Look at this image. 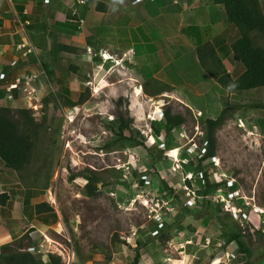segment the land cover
Returning <instances> with one entry per match:
<instances>
[{"label":"rangeland","instance_id":"rangeland-1","mask_svg":"<svg viewBox=\"0 0 264 264\" xmlns=\"http://www.w3.org/2000/svg\"><path fill=\"white\" fill-rule=\"evenodd\" d=\"M78 1L53 0L52 6L38 9L44 0H0L1 105L15 116L28 109L38 123L45 118L31 165L22 175L10 169L16 185L9 183L5 191L18 210L24 182L34 190L35 202L53 209L40 215L49 226L38 234L35 228L21 230L24 222L8 224L12 239L3 237L0 253L5 245L15 251L22 246L45 262L53 253L61 264H134L139 248L138 264H264V224L260 227L254 216L253 224L239 220L241 213L264 205V110L252 105L260 101L245 96L253 91L236 92L239 97L231 96L229 104L221 102L215 155L201 163L198 153L209 147L207 121L219 117L218 102L212 96L208 102L182 96L180 80L172 81L173 90L148 78L167 60L168 68L189 69L182 64V39L174 31L157 29L177 41L167 57L156 33L149 35L132 19L145 2L116 0L128 14L117 23L96 9L98 0H82L88 6ZM65 3L74 5L69 16L61 15L68 12L61 9ZM26 8L28 14L22 15ZM187 33L201 38L198 29ZM59 46L68 49L58 52ZM129 49L136 59L124 54ZM17 79L18 88L8 91ZM145 86L165 92L149 94ZM177 96L190 99V105ZM203 107L210 112L197 111ZM165 112L183 119L170 137L163 130ZM119 120L130 125L125 140L117 134ZM205 177L217 185L209 195L203 193ZM89 180L97 187L93 197L85 188ZM232 193L237 196L231 198ZM230 229L241 230L249 258L227 242ZM22 232L25 238L15 239Z\"/></svg>","mask_w":264,"mask_h":264},{"label":"trees","instance_id":"trees-1","mask_svg":"<svg viewBox=\"0 0 264 264\" xmlns=\"http://www.w3.org/2000/svg\"><path fill=\"white\" fill-rule=\"evenodd\" d=\"M212 2L223 9L226 22L234 25L237 30L238 38L231 45V50L234 61L241 64L244 70L236 78L229 75L224 64L219 59L214 46L210 43H201L196 47L198 61L202 69L221 88L229 92H244L264 87V47L258 45L253 37L255 33L264 34V13L262 12L259 0H212ZM88 9L87 12L89 13ZM96 9L103 11L106 9V6L97 3ZM1 25L2 21L0 20ZM190 29L193 28L191 27ZM59 49L67 50L68 48L59 46L57 51ZM44 67H46L48 74L52 73L47 69L46 65ZM229 84H236L237 87L229 90ZM144 90L148 92L146 86ZM3 97L4 95L0 94V160L6 168H10L16 174L19 173L21 175L32 163L33 154L40 142V134L44 130L45 118L40 123L36 122L28 109L20 110L19 114L15 116L10 108L1 105ZM254 108L264 109V103H256ZM223 112L224 110L221 111L219 117L215 120L207 121L209 147L206 153L200 157L201 163L215 155L214 130L219 126ZM163 118V130L166 137H170L183 124V119L179 115H171L170 112H165ZM117 122V134L120 139L125 140L124 133L130 130V125L124 120ZM155 136H160V130L156 129ZM140 144L137 143V145ZM162 155L163 152L158 157L161 158ZM205 180L207 185L203 193L209 195L215 190L217 185L210 184L207 177H205ZM85 188L89 196L93 197L96 194V184L91 183L90 180ZM8 200L9 195L7 193L0 194V208L5 206ZM51 211L53 209L48 203H40L35 206L36 215ZM232 229L226 230L227 242L235 243L239 253L246 257V259L249 258L251 251L247 243L244 242L241 230ZM3 230L4 227L0 222V232ZM21 238H25V235ZM22 249L23 247L21 246L19 250L15 251L9 245L3 246V251L0 253V264H61L62 262L61 257L53 253L48 254L49 260L45 262L42 259L36 258L30 251ZM139 259L140 253L138 248L134 264H138Z\"/></svg>","mask_w":264,"mask_h":264},{"label":"crops","instance_id":"crops-1","mask_svg":"<svg viewBox=\"0 0 264 264\" xmlns=\"http://www.w3.org/2000/svg\"><path fill=\"white\" fill-rule=\"evenodd\" d=\"M42 1L43 0H41V2ZM51 1L53 0H50L49 3L42 2L40 7L37 8L42 9L52 6ZM80 1H78V3H80ZM144 2L146 3L145 7L138 9L137 12H135V15L132 17V19L138 21V24L141 26V28L142 27L145 28L146 31L149 32V35L151 33H156V38L158 37V42L163 43L162 46L159 47V49L161 53L167 57L173 54L172 53L173 51L171 52L170 50L171 49L174 50L177 41H174L171 36L166 38L161 34H158V32L156 31L157 29L160 28H166L170 31L176 32L177 39L178 38L182 39L181 41L185 43V52H184L182 64L187 65L189 68L187 70H184L183 72H180L178 68L177 69L172 67L168 68L167 64L169 63V61L167 60L165 64L166 67H161L158 71H156L154 74H152V76L148 78L160 80L163 84L162 85L163 88H166L165 86L167 85V86H171L173 90L175 88V84L172 81L175 79L180 80L179 85L184 86L185 88V90L182 92L181 95L183 96V94H186L189 98H191L190 96L191 94L193 96V99L199 102L201 101L208 102V100L212 96V98L216 102H218L217 104L218 108L217 107L216 108L219 115L223 109L221 107L222 106L221 102L224 101L226 104H229L231 102V96L235 95L239 97L240 94L224 90L214 81V79L209 74H207L202 69L198 61V57L195 54V47H197V45L201 43L212 44L217 52L219 59L227 69V73L231 75L233 78H236L244 70L241 64L234 61L233 53L231 50V45L238 38L236 28L234 27V25L226 22L223 9L220 6L214 5L212 0H154L152 1L154 2L153 3L154 6L149 5L152 3L150 0H143L142 2L132 1L131 4L140 5ZM259 2L261 5L262 12L264 13V0H259ZM88 3L90 2L87 1L85 2L84 5H89ZM98 3H101L105 5L106 8H108L107 11L105 9L100 13L107 17L114 16V19L117 21V23L121 19L128 18V14L126 15L125 12L121 11V9L116 6V0H98ZM67 5L68 4L65 3V7L61 9L67 10L68 12L62 13L61 15L64 14L67 16L70 15V10L73 9L74 5H71L70 7H68L69 5L68 6ZM56 6L58 9H60L59 5ZM219 11H221L220 18L219 19L213 18V14ZM150 12L152 13L151 15L149 14ZM24 14H28L27 8L22 12V15ZM145 17H148L147 18L148 20H145L146 19ZM132 19H129L130 22L132 21ZM191 27L193 28L192 31L190 30ZM196 29H198V32L200 34L201 37L200 40L198 39V35H188L187 33V32L194 33ZM253 36L255 42L263 47L264 37L262 36L258 37L256 36V34H254ZM180 42H178V45L180 44ZM128 52L131 53L133 60L136 59L134 56V51L132 49L125 51L124 54H127ZM191 74H193V76H191ZM190 77L193 78L190 79ZM190 80L195 82L194 83L195 85L198 84L197 87L201 88L202 91L200 90L198 91L195 85H193L192 87L191 83H189ZM178 89L180 90L182 89V87L178 86ZM207 91L211 92L212 95L207 94ZM252 91H253L252 94L247 93V95L245 96L248 97V99L249 97L252 96L254 100H257V102L260 101L258 103H264V87L255 88L252 89ZM163 92L165 91L160 89L153 90V88L148 87L147 93L160 94ZM177 97L180 99L181 102L190 105L188 101L190 99L181 98L180 96ZM255 104L256 103L252 105ZM203 109L204 110L197 109V111H200L202 113L210 112V111H206L205 107H203ZM211 118L214 119V117ZM261 121L264 123L263 116L261 117ZM1 170L4 173L0 175V194L7 192L5 190L7 189L9 183L12 185H16V181L13 178L10 180L11 178L9 173L10 169L4 167L1 168ZM22 185H23L22 188L19 189L18 192L19 197L23 196V199L21 200L22 202L21 207L18 210H16V208H14L12 205L10 206L11 200L9 199L6 205L0 208V222L4 227V230L0 232V242L4 240L3 237H6L7 238L6 240L9 239V241H11L12 239L11 230L8 224H12L16 222H24L23 228L21 230H23L25 227L26 230L35 228L37 230L35 231V233L37 234L38 232L45 230L47 227L46 226L47 224L44 223L45 220H42V218H40V215H36L35 213V206L39 203L35 202L34 190L29 188L24 182ZM8 195L10 197L9 193ZM6 231L8 232V235L4 236L6 235L5 233ZM23 235L24 232H22V234L19 235L20 237L17 236V238L15 239L21 238Z\"/></svg>","mask_w":264,"mask_h":264},{"label":"built area","instance_id":"built-area-1","mask_svg":"<svg viewBox=\"0 0 264 264\" xmlns=\"http://www.w3.org/2000/svg\"><path fill=\"white\" fill-rule=\"evenodd\" d=\"M132 1L142 2L143 0H123V3H125V2H132ZM44 2H45V3H49L50 0H44ZM80 3H81V4H84L85 2L80 1ZM80 22L83 23V20H80ZM3 77H4V75H3ZM16 82H17V83L11 84V85L9 86L8 91H11V90H13V89H17V88H18L20 80L17 79ZM17 84H18V85H17ZM240 125L243 126V123H242L241 121H239V126H240ZM197 148H198V147H197ZM197 148H193V147L191 146L190 149H192V150H197ZM205 153H206V152H204V153L202 152L201 154L198 153V155H199L200 157H202ZM228 187H233V183H231V182L228 181ZM235 194H236V193H235ZM235 194L232 193V194L230 195L231 198L234 197V196H237V195H235ZM225 201H226V200H225ZM193 204H194V202L192 203V205H193ZM246 206H247V207L251 206V203H246ZM251 208H252V206H251ZM233 210H236L237 213H241V209H239V208H235V209H233ZM241 214H242L243 216L239 217V220H241V219H243V220H245V221L247 220V221H249V222H251V223L253 224V222H254L255 220H254L252 217L254 216V217L257 218V221H258L260 227L264 224V206H257V205H255V206H253V208H252L248 213H246V214L241 213ZM263 232H264V228H263Z\"/></svg>","mask_w":264,"mask_h":264},{"label":"clouds","instance_id":"clouds-1","mask_svg":"<svg viewBox=\"0 0 264 264\" xmlns=\"http://www.w3.org/2000/svg\"><path fill=\"white\" fill-rule=\"evenodd\" d=\"M119 2H120V3H123V0H119ZM44 3H45V2H44ZM110 57H111V59H109L110 61H113V63L116 62V59H114V57H112V56H110ZM235 87H237L236 84H229V86H228L229 90H232V89H234ZM162 117H163V116H162Z\"/></svg>","mask_w":264,"mask_h":264},{"label":"bare ground","instance_id":"bare-ground-1","mask_svg":"<svg viewBox=\"0 0 264 264\" xmlns=\"http://www.w3.org/2000/svg\"><path fill=\"white\" fill-rule=\"evenodd\" d=\"M173 2H174V1H173ZM175 3H176V2H175ZM107 7H108V6H107ZM107 9H108V8H106V11H107ZM118 25H119V24H118ZM81 26H82V25H81ZM123 27H124V26H123ZM99 31H100V30H99ZM123 31H124V30H123ZM61 44H62V43H61ZM61 44H59V45H61ZM63 44H64V43H63ZM58 48H59V47H58ZM58 48H57V49H58ZM59 50H60V49H59ZM59 50H58V51H59ZM63 51H64V50H63ZM65 52H66V51H65ZM109 59H111V58H109ZM31 162H32V161H31ZM4 167H5V166H4ZM9 169H10V168H9ZM18 174H19V173H18ZM25 174H26V173H25ZM21 175H22V174H21ZM27 188H28V187H27ZM42 223H43V222H42ZM47 225H48V224H47ZM48 226H49V225H48ZM68 264H69V263H68Z\"/></svg>","mask_w":264,"mask_h":264}]
</instances>
